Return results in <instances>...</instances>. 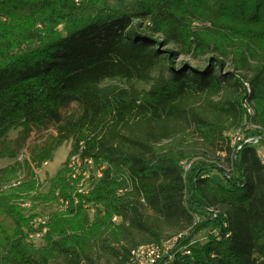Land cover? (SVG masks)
I'll use <instances>...</instances> for the list:
<instances>
[{"label":"trees","instance_id":"trees-1","mask_svg":"<svg viewBox=\"0 0 264 264\" xmlns=\"http://www.w3.org/2000/svg\"><path fill=\"white\" fill-rule=\"evenodd\" d=\"M238 131L264 150V0H0V264H128L181 234L165 264H264V161ZM64 143L107 164L77 202L67 162L39 174Z\"/></svg>","mask_w":264,"mask_h":264},{"label":"built area","instance_id":"built-area-1","mask_svg":"<svg viewBox=\"0 0 264 264\" xmlns=\"http://www.w3.org/2000/svg\"><path fill=\"white\" fill-rule=\"evenodd\" d=\"M248 93H251V88L248 83H246ZM243 106L246 109L250 121H246L245 125L247 130H252L254 128H260L252 123V117L255 116L256 112L254 107L245 100ZM244 141L245 144H250L252 146L258 147L259 154L264 161V150L259 145V137H244L241 131L236 132L233 135V144L236 145ZM240 149V147H239ZM84 146L81 144L80 149L74 152L67 160V167L70 170V177L72 185L75 187L73 197L77 202V195L88 194L89 190L93 188L94 183L104 177V172L107 169L106 163H97L93 158L83 157ZM69 201L61 199V205L58 206L60 211L65 210L68 207ZM22 207L27 209L31 207L30 201H24ZM91 214L94 213V209L90 210ZM47 218L38 217L35 220L37 226H40V231L36 234L30 235V239L33 241L41 240L46 234L47 228ZM114 223H119L120 218L114 217ZM183 237V234L178 235L168 241L159 244H146L141 245L132 252L131 261L128 264H165L173 259V252L177 247L179 240Z\"/></svg>","mask_w":264,"mask_h":264},{"label":"rangeland","instance_id":"rangeland-1","mask_svg":"<svg viewBox=\"0 0 264 264\" xmlns=\"http://www.w3.org/2000/svg\"><path fill=\"white\" fill-rule=\"evenodd\" d=\"M182 61H187L188 63L195 64L194 61L192 62L189 58L182 57L177 60L178 66L180 65ZM75 110H76L75 107H73L72 109L69 110L70 111L69 113H74ZM54 136H55V132L53 131V129L52 130L50 129L48 131L41 132V133H34L28 140V146L25 145L23 147V153H24L25 158L28 155V153H26V151L28 150L27 149L28 147H29V150H32L36 145L44 144L46 141H50ZM70 150H71V143H64L63 145H61V147L57 149L53 159L48 161V163L45 164L43 168L40 169L39 174H41V180L46 177V174H45L46 172L50 176H53L56 174V172L63 166V164L67 162ZM9 162H10L9 160H1L0 169L3 168ZM210 175L216 183L223 185V186L225 185L226 181L219 172L212 171L210 172ZM45 186L43 187V189H45ZM198 219L199 221H201L200 218ZM210 233H211V228L201 230L199 233L194 235L192 239L193 244L196 241H205L207 239V236ZM34 242L37 246H41L43 244L42 240H36ZM53 264H66V263L63 258H57L55 259ZM99 264H104V262L102 261V263H99Z\"/></svg>","mask_w":264,"mask_h":264}]
</instances>
